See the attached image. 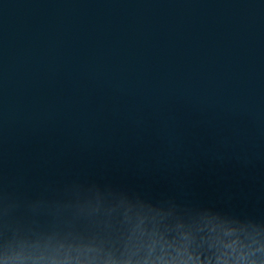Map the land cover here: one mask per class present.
<instances>
[{
	"label": "water",
	"instance_id": "1",
	"mask_svg": "<svg viewBox=\"0 0 264 264\" xmlns=\"http://www.w3.org/2000/svg\"><path fill=\"white\" fill-rule=\"evenodd\" d=\"M77 179L264 217V0H0V184Z\"/></svg>",
	"mask_w": 264,
	"mask_h": 264
},
{
	"label": "clouds",
	"instance_id": "2",
	"mask_svg": "<svg viewBox=\"0 0 264 264\" xmlns=\"http://www.w3.org/2000/svg\"><path fill=\"white\" fill-rule=\"evenodd\" d=\"M6 264H264V217L71 180L24 197L0 184Z\"/></svg>",
	"mask_w": 264,
	"mask_h": 264
}]
</instances>
